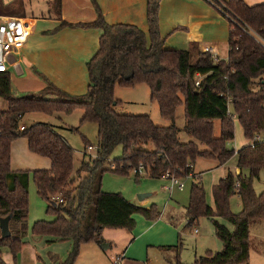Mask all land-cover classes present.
Segmentation results:
<instances>
[{
	"label": "trees",
	"instance_id": "1",
	"mask_svg": "<svg viewBox=\"0 0 264 264\" xmlns=\"http://www.w3.org/2000/svg\"><path fill=\"white\" fill-rule=\"evenodd\" d=\"M92 1L97 10L95 21H62L49 32L63 27H93L101 31L99 49L87 62L90 84L86 93L69 94L39 72L46 87L37 93L16 95L10 74L0 73V98L8 102V109L0 113V219L11 216V236L2 237L0 228V247H8L16 260L26 243L31 173L38 194L58 203L49 209L54 220L36 221L33 232L58 241H72L74 249L69 257L55 264H75L82 244L106 242L105 229L132 231L138 214L149 221L161 217L156 205L145 207L120 193L104 192L106 172L129 174L143 165L152 178H165L168 173L182 178L192 174L198 157L215 159L223 165L237 155L240 174L229 172L215 185V209L207 203L200 175H194L198 181L190 192L188 225L201 216L212 219L223 249L216 253L208 251L191 264H249L251 225L264 221V192L257 194L253 187V181L264 170V142L255 147L250 145L255 135L264 134V3L250 6L244 0H216L256 34L230 22L228 57L216 61L198 43L188 50L166 47L160 31L161 0L147 1L148 33L131 24L107 23L96 0ZM19 2L16 0L0 10V16L17 14L15 7L20 8ZM61 5L62 0H53L52 11L59 18ZM198 75L202 76L200 86H196ZM138 84L148 85L151 99L158 103L161 116L170 120L171 125L159 126L147 114H120L115 110L121 103L115 97L116 87L131 88ZM181 104L185 105L186 130L197 142L180 140L175 118ZM78 108L84 111L81 124L91 121L98 125V152L94 159L89 156L88 161L82 162L75 176V150L61 134L62 127L49 123L21 127L22 118L28 113L70 114ZM235 119L248 140L237 153L227 146L235 139ZM217 121L221 128L218 137ZM19 138L28 140L31 152L49 158L51 167L12 170L11 146ZM84 141L87 145L88 141ZM118 145L123 147V156L109 161ZM236 181H240L239 189ZM235 194L242 203L237 214L230 208V199ZM218 219H227L234 230ZM0 264H6L1 257ZM176 264L186 263L178 258Z\"/></svg>",
	"mask_w": 264,
	"mask_h": 264
},
{
	"label": "rangeland",
	"instance_id": "2",
	"mask_svg": "<svg viewBox=\"0 0 264 264\" xmlns=\"http://www.w3.org/2000/svg\"><path fill=\"white\" fill-rule=\"evenodd\" d=\"M47 3L46 0H20L18 4L20 5V8L16 9V5L15 10L20 16L23 14L31 16L32 13L37 14L41 10H47L48 12V9L44 8ZM48 13H50V10ZM220 46L219 53L225 58L228 47L225 44H221ZM22 68H26L24 63H22ZM12 72H15L14 67L12 68ZM115 97L121 100V103L115 106V110L120 114H147L150 115L154 123L159 126H169L172 124L170 120L161 116L159 105L156 101L151 99L150 88L146 84H138L131 88L117 86ZM30 115H32L31 117L35 120V123L31 124L33 120L31 119V121H29L27 118V125L30 124L28 126L36 123H49L63 128L60 130L61 134L69 141L75 150L74 175L76 176L82 162L84 160H89V154L87 151L88 145L98 146V125L91 121H86L81 124L84 111L79 108L70 114L58 112L52 115H46L43 113H33ZM175 124L179 128V136L182 142H197V140L186 130L184 104L179 105L177 108ZM72 128H79V131H73ZM220 129V122L217 121L215 123V135L217 137L220 135ZM20 139L25 138H19L16 139V141ZM84 139L88 141L87 145L85 144ZM247 144L248 140L244 136L243 128L239 121L235 119V139L234 141L228 142L227 146L230 149L238 151ZM200 148L205 149V145L200 144ZM149 149L152 150L153 146H150ZM11 152H13V155L12 153L11 155L12 160H14V165L20 166V168L17 169L30 171L37 169L34 160H31L30 157L24 156L20 152V149L16 152L14 146H11ZM96 156V151L90 154L92 159ZM122 156L123 147L118 145L112 152L109 161L119 159ZM236 164V155L229 160L226 165H220L215 159L198 157L194 163V168H192L191 175L182 178L178 177L176 174L173 175L179 178L180 182L184 184L183 189L175 187L170 190L172 184L168 175H166L165 178H152L144 172L137 177L134 170H130L129 174L106 172L103 178L102 188L104 192L120 193L129 201L137 204L140 202L138 198L139 195L150 194L149 197L144 199V201L149 200L145 207L156 205L165 218L166 212L172 210L177 212L180 216L179 222L176 228L175 226L172 227L176 229V241H179L178 236L182 239V241L180 239L182 242L180 260L183 263L191 264L197 257L206 255L208 251L216 253L223 249V243L216 235L212 219L206 216H201L194 224L187 226L186 207L189 204L192 185L194 182L198 181V177L196 176L200 175L208 205L215 209L214 187L222 178L226 177L229 170H234ZM253 187L257 194L264 192V170L260 173V177L253 181ZM28 188V230L24 237L26 243L18 253L16 260L8 247H0L1 260L6 264H55L63 262L73 251L74 243L70 240H54V238L49 235L38 236L33 232V227L36 221L54 220V214L49 211V209L57 207L58 203L55 201L49 202L38 194L32 173L30 174ZM230 208L232 213L235 214L242 210V203L238 194L231 197ZM136 217H138L136 219L137 224L132 231L126 229H105L106 238L112 241L111 248H107V242H104L106 243L104 248L93 242L82 244L75 264H112L113 259L117 256H127L132 259L143 256L144 261L148 260L147 264H176L174 254L170 255L169 258L171 260H169L167 256L168 259H165L156 246L147 243V238L144 237L141 240H138L137 238V232L142 229L139 224L140 220L146 223H156L159 220H165V218L161 215L159 219L149 221L139 214L136 215ZM218 220L222 224L228 226L230 230H234V226L227 219ZM196 229L199 230L198 234L195 233ZM161 230L162 229L160 228L158 234L157 231L153 230L150 233L151 240H157L161 235ZM250 232L251 252L249 264H264V221L252 224ZM134 238L135 240H133ZM123 252L125 254H123Z\"/></svg>",
	"mask_w": 264,
	"mask_h": 264
},
{
	"label": "crops",
	"instance_id": "3",
	"mask_svg": "<svg viewBox=\"0 0 264 264\" xmlns=\"http://www.w3.org/2000/svg\"><path fill=\"white\" fill-rule=\"evenodd\" d=\"M14 1L16 0H0V10L6 9L7 5ZM147 1L96 0L107 23L131 24L148 33ZM244 1L250 6L264 3V0ZM46 2L48 3L44 8L48 9V12L50 10V13L47 10H41L37 14L32 13L31 16L26 14L24 16H19L18 14L7 15L23 18L30 29L28 41L17 57V61L8 65L12 90L16 95H27L42 91L46 87V83L39 74L40 72L67 93L72 95L84 94L90 84L87 62L99 49L101 31L93 27H63L53 33L49 32L55 30L62 21L69 23H91L95 21L97 19L95 5L92 0H62L61 18H59L52 12L53 0H46ZM159 16L160 31L166 40L167 48L188 50L193 43H198L202 51L205 47H212L213 53L219 58L226 59L228 57L230 23L208 1L161 0ZM221 44H225L228 47L225 58L219 53ZM22 63L26 65V68H22ZM13 67L15 72H12ZM7 109L8 102L0 98V113ZM30 114L33 113H28L22 118L23 127L30 125H27L26 122L27 118L31 121L32 115ZM32 123H35V120ZM13 146L16 152L20 149L24 156L30 157L31 160L33 159L37 169H49L51 167L49 158L39 156L30 151L26 138L15 140L12 143ZM11 153L13 155V152ZM12 155V170H20L17 169L20 166L14 165ZM229 172L238 176L240 169L236 164L234 170L231 169ZM148 202L149 200L140 201L138 204L147 206ZM161 215L164 217L162 213ZM179 217L178 213L172 210L166 212L165 220L162 219L156 223H146L140 220L139 224L142 229L137 232L138 240L144 237L147 238V243L156 246L165 259L174 254L177 261L178 258L180 259L182 248L180 236H178L179 241H176L177 233L175 228L178 225ZM172 226H175V228ZM187 226H189L188 219ZM160 228L162 230L159 238L151 240L150 233L154 230L158 234ZM196 230L195 233L198 234L199 230ZM103 234L111 248L112 241L106 238L105 230ZM156 248L154 249L157 250ZM123 254L125 253L123 252ZM169 260L171 259L169 258ZM147 263L148 260L144 261L143 256L135 259L123 256L120 264Z\"/></svg>",
	"mask_w": 264,
	"mask_h": 264
},
{
	"label": "built area",
	"instance_id": "4",
	"mask_svg": "<svg viewBox=\"0 0 264 264\" xmlns=\"http://www.w3.org/2000/svg\"><path fill=\"white\" fill-rule=\"evenodd\" d=\"M206 1H208L213 7H215L217 11L229 21V23L232 22L234 25L242 27L245 32L256 35L255 32L252 31L248 26L241 24L237 18H235L229 11H227L224 5L218 3L216 0ZM29 34V25L23 18L13 16H0V73L8 72V64L15 63L17 61V57L20 55V52L28 41ZM203 52L211 53L216 61L221 59L213 53L212 47H205ZM201 80L202 76L198 75V77L196 78V86H200ZM21 129H24V127H21ZM262 142H264V134H257L250 141V145L252 147H255L257 143ZM87 151L90 156L92 152H98V146L88 145ZM190 167H192V165H190ZM133 170L136 175H142L145 172V168L143 167V165H140ZM167 175L172 184L170 190L175 187L183 189L184 184L180 182L179 178L171 175L170 173H168ZM235 186L239 189L240 181H236ZM60 202H63V200L60 199ZM122 259L123 256H117L113 260L112 264H120Z\"/></svg>",
	"mask_w": 264,
	"mask_h": 264
},
{
	"label": "water",
	"instance_id": "5",
	"mask_svg": "<svg viewBox=\"0 0 264 264\" xmlns=\"http://www.w3.org/2000/svg\"><path fill=\"white\" fill-rule=\"evenodd\" d=\"M150 194H141L139 195V200L143 201L144 199H146L147 197H149ZM10 220H11V216L5 217V218H1L0 219V228H1V233H2V237L7 238L11 236V231H10ZM106 243L101 244V246L104 248ZM109 243L107 245V248L109 247Z\"/></svg>",
	"mask_w": 264,
	"mask_h": 264
}]
</instances>
